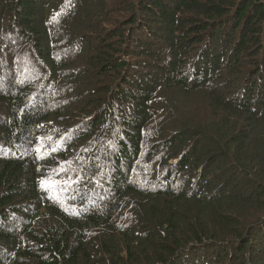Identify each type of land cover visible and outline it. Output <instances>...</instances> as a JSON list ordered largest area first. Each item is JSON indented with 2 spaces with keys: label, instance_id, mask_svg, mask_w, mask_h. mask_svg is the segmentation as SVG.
Listing matches in <instances>:
<instances>
[{
  "label": "trees",
  "instance_id": "obj_1",
  "mask_svg": "<svg viewBox=\"0 0 264 264\" xmlns=\"http://www.w3.org/2000/svg\"><path fill=\"white\" fill-rule=\"evenodd\" d=\"M0 264H264V0H0Z\"/></svg>",
  "mask_w": 264,
  "mask_h": 264
}]
</instances>
